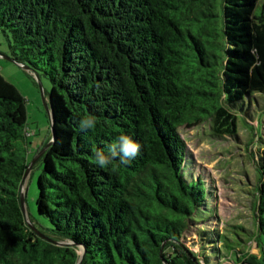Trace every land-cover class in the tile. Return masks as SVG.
<instances>
[{
  "label": "trees",
  "instance_id": "1",
  "mask_svg": "<svg viewBox=\"0 0 264 264\" xmlns=\"http://www.w3.org/2000/svg\"><path fill=\"white\" fill-rule=\"evenodd\" d=\"M0 30L13 62L49 80L53 121L37 180L45 233L19 200L25 100L0 74V264H264V147L255 231H202L194 253L183 239L207 191L185 175L178 132L212 117L237 136L245 98L264 94V0H0ZM89 115L96 127L81 130ZM121 135L137 157L96 166Z\"/></svg>",
  "mask_w": 264,
  "mask_h": 264
},
{
  "label": "rangeland",
  "instance_id": "2",
  "mask_svg": "<svg viewBox=\"0 0 264 264\" xmlns=\"http://www.w3.org/2000/svg\"><path fill=\"white\" fill-rule=\"evenodd\" d=\"M9 57V39L0 30V74L25 100L29 136L26 152L28 169L23 182L24 208L31 223L46 233L43 227L49 224L38 213L36 199L37 180L42 171L38 154L50 138L49 117L42 99L44 96L48 101L50 82L43 75L37 78ZM242 110L236 113V137L217 135L212 117L191 127L178 128L187 147L185 175L188 180L200 178L207 191L206 201L194 214L183 239L184 245L194 253L200 249L202 231L217 235L239 227L242 230L238 232L244 234L243 239H247L244 232L255 231L256 155L264 147V94L254 93L245 98ZM248 246L251 254L258 255L255 242H249ZM216 264L237 263L225 258Z\"/></svg>",
  "mask_w": 264,
  "mask_h": 264
},
{
  "label": "clouds",
  "instance_id": "3",
  "mask_svg": "<svg viewBox=\"0 0 264 264\" xmlns=\"http://www.w3.org/2000/svg\"><path fill=\"white\" fill-rule=\"evenodd\" d=\"M81 130H92L96 127V117L85 116L79 122ZM141 145L134 142L129 136L121 135L117 140L108 146L107 154L103 150H94L93 160L96 166L106 168L113 161L118 160V165H128L133 159L137 157L140 152ZM113 171L116 167H113Z\"/></svg>",
  "mask_w": 264,
  "mask_h": 264
},
{
  "label": "water",
  "instance_id": "4",
  "mask_svg": "<svg viewBox=\"0 0 264 264\" xmlns=\"http://www.w3.org/2000/svg\"><path fill=\"white\" fill-rule=\"evenodd\" d=\"M9 60H11V61L13 62V60H12L10 57H9ZM14 63H15V62H14ZM19 66H20V65H19ZM21 67L24 68V69H26L27 71H29V68L24 67V66H21ZM33 75H35V76L37 77L36 73H34ZM37 78H38V77H37ZM39 83H40V82H39ZM42 99H43V103H44V106H45V108H46V111H47V113H48L49 123H50V131H51V133L53 134V128H52V123H53V121H52L51 111H50V109H49V107H48L47 101L45 100L44 96H43ZM50 144H51V143H48L45 147L42 148V150H41V151L39 152V154H38L39 157L42 155V153L46 150V148H47ZM27 169H28V167H27ZM27 169H26V171H25V173H24L23 179H22L21 184H20L19 200H20V206H21V209H22L23 216H24V219H25L26 224L28 225V227H29L30 229H32V230L35 231L34 227L32 226V224L29 222V219L27 218V214H26V212H25V208H24V194H23L24 190H23V182H24V180H25V178H26V175H27ZM38 234H39V233H38ZM39 235H40V234H39ZM40 236H42V235H40ZM42 237H43V236H42ZM66 244H69V243H64V242L56 243V245H60V246H63V245H66ZM82 256H83V255L80 256V259H79V261H78L77 264H80V261H81V259H82Z\"/></svg>",
  "mask_w": 264,
  "mask_h": 264
}]
</instances>
